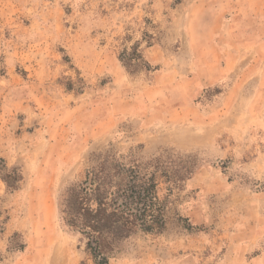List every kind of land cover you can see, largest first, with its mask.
I'll return each mask as SVG.
<instances>
[{"label":"rangeland","instance_id":"374dc122","mask_svg":"<svg viewBox=\"0 0 264 264\" xmlns=\"http://www.w3.org/2000/svg\"><path fill=\"white\" fill-rule=\"evenodd\" d=\"M238 32L264 1L0 0V264H94L60 201L106 154L191 171L109 264L263 256L264 46L210 63Z\"/></svg>","mask_w":264,"mask_h":264},{"label":"trees","instance_id":"16d2710c","mask_svg":"<svg viewBox=\"0 0 264 264\" xmlns=\"http://www.w3.org/2000/svg\"><path fill=\"white\" fill-rule=\"evenodd\" d=\"M176 174L163 157L144 163L106 154L82 182L63 193V224L82 237L94 264H109L131 236L166 229L170 195H160L161 185L166 184L172 191V187L185 182L191 171L185 168L179 177Z\"/></svg>","mask_w":264,"mask_h":264},{"label":"crops","instance_id":"0c3cea01","mask_svg":"<svg viewBox=\"0 0 264 264\" xmlns=\"http://www.w3.org/2000/svg\"><path fill=\"white\" fill-rule=\"evenodd\" d=\"M264 1V0H262ZM247 12H250L252 14V8L251 7H247L246 8ZM238 16V15H237ZM252 16V15H251ZM235 44H234V48H236L235 53H233L232 50H230L229 52H225V54H218L215 52H213V54H211V59H210V63H221L222 61H225L227 67H229V65L235 64V70L238 69V64H242L243 63V59H241V55L240 53H238L237 51L239 49H251V48H257V47H261L264 46V39L262 38L261 40H257L258 36H253L252 33H246V34H240V32H238V34L235 36ZM216 47H214L215 50ZM241 57V58H240ZM241 59V60H240ZM232 69H234V67H232ZM107 119L109 120L110 117L108 116ZM263 257V259H261ZM262 260V263L264 264V255L260 256L259 259L257 261H255L253 264H260L259 262Z\"/></svg>","mask_w":264,"mask_h":264}]
</instances>
